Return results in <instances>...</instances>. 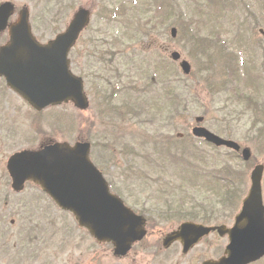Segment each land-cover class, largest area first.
Listing matches in <instances>:
<instances>
[{
  "label": "rangeland",
  "instance_id": "rangeland-1",
  "mask_svg": "<svg viewBox=\"0 0 264 264\" xmlns=\"http://www.w3.org/2000/svg\"><path fill=\"white\" fill-rule=\"evenodd\" d=\"M4 1H9L16 9L14 16L10 19L11 21L16 19L17 13L22 7H28L29 10L33 11L34 26L37 27V30L33 32L42 43L54 38L56 33H50V30L54 29L58 33L64 31L76 10L80 8L91 10V22L70 54V62L74 54L80 52L85 41L90 44H98L103 41L102 46L106 47L107 45L105 57L110 59L112 55V58L115 59L109 69H104L103 62L98 60H94L92 64L76 59L73 62L74 65L71 64V70L75 75L79 76L80 69L88 74L85 77L87 85L84 80V90L89 100V107L86 111L78 110L71 103H68L48 108L40 112L39 115H35L37 113L15 93L1 84L3 81H0L2 88V95L0 94V198L5 194L6 197L10 198L6 202V208L16 210L13 215L17 219L14 227L8 226L10 235L16 234V230L21 229L23 222L20 217L25 218L32 215L35 219H38L40 212H35L37 208L35 206L37 204L36 197L45 198L39 188L31 183H27L21 193L12 191L9 180L7 182L4 176L6 161L11 154L23 150H38L45 144L56 142L73 144L77 139L81 140L89 136L96 141V145L91 147L92 150L97 151L99 155H103L106 158L103 162L106 164L107 159H113V154H110L111 157H106V151L109 152V147L105 146V142L110 143L116 139L117 142L121 143L123 151L127 154L131 155L128 153L131 150L130 152L133 155L141 156L146 154L144 146L147 137H156L163 132L167 133L170 128H162L159 124L149 127L140 121L141 125H135L136 120H131L126 125L120 124L126 120L124 116L128 111L126 109L128 105L130 106L129 110L134 111L133 105H142L146 101L144 96L137 94L134 90L126 92V89L122 88L117 91L118 85L123 87L124 83L132 85L136 83V86L142 88L149 81L155 85V89H163V92L171 99L178 98V100L173 99L171 101L179 104L182 113L177 117V124L173 126L176 131L171 132V134H190L191 129L195 126V119L203 117L202 126L216 135L218 133H224L225 135L233 133L232 140L236 141L242 148H249L252 158L264 167V139L258 141L256 137L254 138L249 133L250 121L248 117L243 116L240 108L228 101V96L218 92L223 85L225 73L216 66V58L218 55L226 56L230 52L215 46L218 39L226 42L230 47V51L233 52L234 58L241 51L244 52L238 54L241 57L246 53L249 54L247 47L244 48L245 44L251 46L253 42L259 41L264 48V0H247L245 2L246 6L236 16L227 17L226 20L219 18L216 12H212L210 16L209 11L201 15L199 10L205 7L202 0H173L175 9L167 3L162 4V6L170 9L165 12H158V9L154 8L152 0H63L59 3V7L64 16L59 23L56 20L57 18H53L56 14L54 9L51 8L53 2L51 0H0V3ZM98 9L100 12H117L118 17L114 21L108 20L98 23L96 20ZM36 18L41 21L43 26L48 27L45 29L46 32H44L40 23L35 20ZM191 23H193V26ZM171 28L176 30L175 38H171ZM199 38L209 43L201 47L196 46L195 40ZM106 42L108 43L105 44ZM173 53H178L180 59L177 61L171 60ZM205 56L212 58L215 65L212 66L210 64L211 60H208ZM182 61H186L190 65L188 75H185L180 68ZM257 63L259 67L262 66L264 69V56L262 54L259 55ZM132 67L133 72L131 74L127 72V77H125V71ZM243 70L244 68L241 71L243 72ZM208 71L212 72L209 76ZM253 71L256 72V70ZM99 72L101 74L108 73L106 76L107 81L104 79L99 80V75H97ZM206 80L209 82L211 80L212 84L205 87ZM224 87L226 88V85ZM209 88L215 89L209 90ZM246 90L255 92L253 87L246 88ZM180 105L183 107L188 106V109L184 110ZM154 106L156 105H153V110H155ZM204 110L209 112L207 117L202 115ZM163 111L162 109L161 112ZM122 115L123 117H121ZM142 118H145V116ZM258 118L262 119L263 116L259 115ZM68 120L74 122L70 124ZM161 124L163 125L164 122L162 121ZM260 127L264 129V120H262ZM67 128L73 130H67ZM87 131H89V135ZM158 132L161 133L156 135ZM134 133L138 137V142H135L133 145L136 144V146L132 147L129 140ZM100 139L104 141L103 151L97 147ZM194 141L189 142L187 148H185V153L183 151L178 152L177 160H182L184 156L187 157L190 154L202 151L215 159V162L211 161L205 164L204 173L207 174L210 171L213 173L216 171L222 172V163L224 159V163L226 162L227 157L219 154V150L215 152L203 145L198 148L193 143ZM141 143H144V146L141 150H138ZM151 154L155 156V152ZM163 154L164 151L158 157V163L166 165L167 160L165 156H162ZM114 155L116 156V154ZM115 159L117 165L125 166L122 157L117 155ZM227 162H230V160L228 159ZM249 164H251V161ZM233 166L244 170L243 178L246 176L247 190L250 171L254 164L248 169V166L244 167L241 159H238L233 162ZM141 167L148 170L142 159ZM116 172V170L110 169L113 176ZM147 174H149V179H157V174H150L149 172ZM168 175L170 173L165 175L166 178ZM148 182L151 183V188H147L145 185L136 186L132 189L133 193H136L135 196L126 198L128 204L135 207L136 210L150 213L147 216L148 223H150L149 233L146 239L134 250L138 252V256L135 257L132 254L131 261L136 259L140 264H199L202 260L220 257L227 244V239L211 234L199 242L198 246L186 256L181 255L180 251H170L164 255L166 259L163 261L144 263L145 255L141 254L140 250L149 246L152 238L154 236L159 237L160 232L165 233L177 227L178 223L184 221L185 213L195 211L201 215L202 209L206 206L203 203L212 205L210 209L216 211L215 215L217 217L213 216L212 224L230 226L233 222L231 218L224 220L221 216L224 213L221 208L223 196H220L219 200L218 196L208 191L206 187L197 186L193 189L195 191L185 198L184 204H181L182 199L181 192L177 187L178 182L173 185L172 192L175 194L173 196L167 195L165 199L171 201L170 207L173 209L179 208V216L172 215V218L176 221L161 224V214L164 208L162 204L164 203L162 197L156 196L155 193L161 188L155 186L151 181ZM219 188L223 189L220 184ZM262 189L264 199V172ZM166 191L168 192L167 189ZM183 192L185 193V191ZM128 194L129 192L125 191V195L128 196ZM2 202L0 200V203ZM55 212L56 218H52L53 227L47 225L46 219L35 220V224L39 226L37 230L44 231L42 234L39 233L41 234L40 241L47 242V248L52 250L48 254H54L59 249L58 246L66 243L70 251L69 264L78 262L80 259L90 258L97 260L98 263L112 264V262L105 259L109 257L111 251L109 245L95 243L90 236L88 237L87 232L77 225L72 216ZM173 212L175 213V210ZM157 220L160 222L159 225H155ZM223 221L225 222L222 223ZM8 222L9 220H7V224ZM56 239L60 242V245L54 248L50 241ZM83 241L85 243L80 247ZM89 248H92V250L89 251ZM39 251L42 260L46 252L42 248ZM127 263H130V261H127ZM254 264H264V259Z\"/></svg>",
  "mask_w": 264,
  "mask_h": 264
},
{
  "label": "water",
  "instance_id": "water-1",
  "mask_svg": "<svg viewBox=\"0 0 264 264\" xmlns=\"http://www.w3.org/2000/svg\"><path fill=\"white\" fill-rule=\"evenodd\" d=\"M12 13L11 4L0 6L2 28ZM86 21L87 14L79 12L67 31L46 45H40L31 35L26 11L21 12L17 22L9 26L10 41L0 49V76L3 75L8 86L35 110L40 111L49 105L63 102H72L81 110L88 107L82 81L71 74L66 58ZM171 33L175 36L174 29ZM172 58L179 60L180 56L173 54ZM180 66L184 74L190 73L186 61L181 62ZM201 121V118L197 119V122ZM192 133L215 146L239 151L236 143L222 140L205 128L196 127ZM87 153V145L45 146L38 152L24 151L12 156L8 162V171L14 188L21 189L27 179L38 182L60 207L70 210L78 223L87 228L97 240L111 241L116 250L124 252L144 236L143 220L109 193L99 173L88 162ZM250 154L248 149H243L241 157L247 161ZM262 172V166H256L252 171L249 195L230 229L183 225L180 233L174 232L166 239V245L180 240L186 252L201 237L217 230L219 235L226 234L228 237L225 256L204 264H249L264 256Z\"/></svg>",
  "mask_w": 264,
  "mask_h": 264
},
{
  "label": "trees",
  "instance_id": "trees-1",
  "mask_svg": "<svg viewBox=\"0 0 264 264\" xmlns=\"http://www.w3.org/2000/svg\"><path fill=\"white\" fill-rule=\"evenodd\" d=\"M205 2V7L202 10H199L201 12V15H204L207 11H209V16H210V11L211 12H216L223 18H227L230 16H236L237 13L236 11H239L245 7V2L247 0H203ZM250 1V0H249ZM171 6L169 3V0L166 2ZM169 8H166L162 6L161 4H158V12L162 11H169ZM193 26V23H191ZM190 31V30H189ZM192 32V31H190ZM208 41L204 39H197L195 40V45L196 46H204ZM216 47H219L221 50H226L228 51V48L226 46L225 42H221L219 39L215 44ZM246 48L247 47V58L246 54L244 56H239V53H244V52H239L236 57L234 58L233 52L227 53L226 56H221L218 55L216 60L217 64L216 66L218 69L222 70L225 73L224 80L222 82V86L218 90L219 93L223 94L224 96H228V101L231 104H235V106L240 108V112L243 116L249 117L250 121V129L249 132L252 133L253 136L256 137L258 141H262L264 138V129L260 127L262 120H264V81L261 80V76L263 73L261 72V69L258 68L257 70V57L260 55V51L263 52L264 54V48L260 44L259 41L253 42V45L248 46L247 44L244 45ZM252 48V49H251ZM250 49L252 50V53H250ZM205 58H208L210 61V64L213 66L215 63L212 61L213 59L205 56ZM248 59V60H246ZM248 63V64H246ZM242 68H244L243 72L241 71ZM253 70H256L254 72ZM262 73V75L259 72ZM212 74L211 71H208V76ZM205 87L210 86L212 84V81L210 82L206 80ZM226 85V88L224 87ZM241 86L244 87H253V90L255 91L254 93H243L241 91ZM216 88V87H215ZM215 88H209V90L215 89ZM238 89V91H237ZM204 114H207L204 112ZM262 115L263 118L259 119L258 116ZM233 136V133H229L228 135ZM183 136L181 140H178L177 138V143H172L170 146H166L163 140H157L153 141L151 143V147L156 149V150H164L166 147L167 154L169 153L170 149L178 151L180 148L181 150L185 153L187 148V143L189 141H192L193 139L191 137H185ZM165 145V146H164ZM199 148V147H198ZM228 158H226V162L222 163V172L224 173L221 175L218 172V177L220 180L223 182V186L226 190V192H222L220 189H218L219 182L216 181V188L212 189L214 193L220 198V196H223V199L221 200L222 206L225 208V210L232 211L234 208V203H238L236 201V194L234 195V188L236 187L237 189L239 188V184H236L238 180L242 179V175L239 172L238 169H236L233 166V162L236 160V155L232 154L233 157H230L228 155ZM228 159L230 162H227ZM183 161V166H191L193 169L197 168L196 166L200 165L198 169H202L201 166L205 167L206 163H210L211 161L215 162V159L212 156H208L204 154L202 151H199L198 153L190 154L189 156L185 157L182 159ZM232 165V166H231ZM197 175H193L190 177H193V179L196 182H199L198 179L202 178V174L200 172H196ZM184 174L179 173V176H182ZM184 177V176H182ZM199 185H202V183H199ZM210 188V187H209ZM213 211V210H212ZM216 213V211H213ZM208 212H204V219L207 218Z\"/></svg>",
  "mask_w": 264,
  "mask_h": 264
},
{
  "label": "flooded vegetation",
  "instance_id": "flooded-vegetation-1",
  "mask_svg": "<svg viewBox=\"0 0 264 264\" xmlns=\"http://www.w3.org/2000/svg\"><path fill=\"white\" fill-rule=\"evenodd\" d=\"M86 29L83 31V33L86 31ZM6 40H7V30L0 32V46L4 44ZM76 44L70 50L69 55L74 50ZM91 46H93V44L87 43L85 41L83 44V47H81L80 53H75L71 61L75 62L76 59H80V61L85 62V60L91 57L90 55V50L92 49ZM45 198L36 199L37 204L35 206L37 207L36 209L37 212L42 211L44 212V214L42 215L46 218H49V217L54 216L55 207H54V203L50 199L48 198L45 199ZM165 201H168V200L165 199ZM41 204L43 205V207H41ZM173 210H175V213L173 212ZM8 211H12V210H9L6 208V202L3 201L2 203H0V264H69L70 251L66 243H62V245H60V242L57 241L53 247L57 248V245H60V246H58L59 249L55 251L54 254L53 253L48 254V250L44 249L46 253L44 255V259L42 260L40 259L41 257V252L39 251L40 248L37 246L25 245V246H22L21 248H17L15 245V241L18 240L19 238L29 240V241H32V240L37 241V237L30 238L26 235L18 234L17 231H16V234L10 235L9 234L10 230L8 229V226H7V220H9V227H14L17 219L13 217V215L8 214ZM166 214H173L174 216L177 217L179 216V208L177 207V209L176 208L172 209L170 207H164L163 214H162L163 218L161 219V224L167 223L170 221H175V219H172V216L171 218H169L167 217ZM38 216L40 217L41 215L39 214ZM199 223L205 226L216 225V224H212L213 223L212 217H208L207 219H204ZM149 224L150 223H148V226ZM146 229H147V219H146ZM175 229H171L165 233L160 232L159 237L154 236L152 238L150 245L140 250V253L145 255L144 263L148 261H151V263H155V261H159L160 259H162V256L165 255L166 252L168 251L170 252V251L181 250V245L177 241L173 242L169 247H163V248L161 247V243L164 240L165 236ZM142 242L143 240L140 241L139 244L134 246L135 247L134 250ZM195 248H193L191 251H193ZM134 250H132L131 252L127 253L125 256H122V257L116 254H113L112 252H109V257L106 258V260L112 262V264H140L138 260L136 259L135 260L132 259L131 261L132 254L135 257L138 256V252ZM157 252L159 253L156 255ZM127 261H130V263H127ZM72 264H104V263H98L97 260L90 258V259H80L78 262H74Z\"/></svg>",
  "mask_w": 264,
  "mask_h": 264
}]
</instances>
